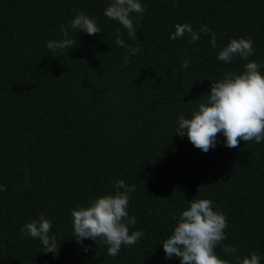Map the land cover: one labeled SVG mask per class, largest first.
<instances>
[{"label":"trees","instance_id":"obj_1","mask_svg":"<svg viewBox=\"0 0 264 264\" xmlns=\"http://www.w3.org/2000/svg\"><path fill=\"white\" fill-rule=\"evenodd\" d=\"M140 2L133 40L103 15L110 0H0V264H180L165 258L162 242L189 200L201 198L227 220L216 254L238 264L237 256L255 252L264 264V141L229 148L218 134L205 153L174 133L212 80L243 71L238 56L217 58L230 39L253 41L249 60L264 74V0ZM80 10L100 34L70 27ZM184 23L197 32L207 25L217 47L202 32L192 44L187 33L173 41L175 25ZM61 24L77 45L55 57L46 42L63 38ZM117 29L125 45L140 49L136 55L115 44ZM119 180L135 186L129 231L143 236L115 257L103 240L85 239V252L72 236L71 210L114 194ZM40 214L51 221L58 255L21 232Z\"/></svg>","mask_w":264,"mask_h":264},{"label":"clouds","instance_id":"obj_2","mask_svg":"<svg viewBox=\"0 0 264 264\" xmlns=\"http://www.w3.org/2000/svg\"><path fill=\"white\" fill-rule=\"evenodd\" d=\"M144 11L140 0H110L103 15L117 21L127 30V35L135 40L137 29L133 14L138 17ZM70 27L76 31L83 30L90 36L101 32L95 19L83 10L70 21ZM60 28L63 38L46 42L47 49L55 57L77 45L76 41L68 38V30L63 24ZM201 32L210 34L211 45L216 48V34L207 25L201 26L197 32L190 24H176L170 38L173 41L183 39L187 33L190 36L188 42L192 44L200 39ZM115 44L128 47V55H136L140 51L138 47L125 45L119 29ZM253 53V41L243 37L230 39L218 51L217 58L220 61L231 62L237 56L245 61L243 71L228 72L223 78L212 80L210 92L202 93L206 98L192 110L191 116L178 117L174 133L181 137L187 135L194 147L205 153L215 148L218 134L225 137L224 143L229 148H237L240 140L257 144L264 141V74L259 70L261 63L249 60ZM188 66V61L184 60L181 67L186 69ZM114 188V194L99 195L86 206L78 205L71 210L72 236L85 252L89 247L83 244L85 239L95 243L103 240L108 246L107 255L115 257L122 245L132 246L143 236L142 231H129V226L136 224L135 217L129 216L127 211L130 193L135 191V186L130 187L119 180ZM4 190L5 187L0 185V191ZM212 204L207 198L189 200V206L180 212L172 233L162 242L166 259L175 256L179 258L180 264H229L215 252L216 247L226 239L224 230L227 220L222 212L213 210ZM50 229L51 221L40 214L38 219L26 222L21 232L38 238L44 249L42 252L58 255L59 243L55 236L49 235ZM224 251L237 253L235 246L224 245ZM260 260V255L255 252L243 258L237 256L238 264H260Z\"/></svg>","mask_w":264,"mask_h":264}]
</instances>
